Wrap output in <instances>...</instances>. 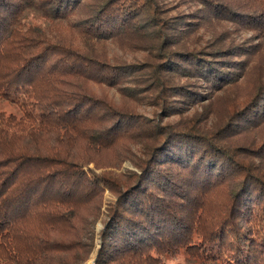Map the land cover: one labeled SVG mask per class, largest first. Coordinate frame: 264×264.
Listing matches in <instances>:
<instances>
[{
    "label": "trees",
    "instance_id": "trees-1",
    "mask_svg": "<svg viewBox=\"0 0 264 264\" xmlns=\"http://www.w3.org/2000/svg\"><path fill=\"white\" fill-rule=\"evenodd\" d=\"M0 99V264H264V0H0Z\"/></svg>",
    "mask_w": 264,
    "mask_h": 264
},
{
    "label": "rangeland",
    "instance_id": "rangeland-1",
    "mask_svg": "<svg viewBox=\"0 0 264 264\" xmlns=\"http://www.w3.org/2000/svg\"><path fill=\"white\" fill-rule=\"evenodd\" d=\"M181 9L184 10L185 12H187V9L185 6H181ZM27 15L28 16L32 15V13L28 12ZM226 26H227L229 32L232 35L236 36V38H238L237 33L234 32V30H233V26L232 25H226ZM200 34L203 37H207L206 36L207 33H203V30L200 31ZM244 36H248V34L247 33H241L239 40H240V38H242ZM111 51H112V53L117 54L118 56H121V57L126 58L128 60H140V61H142V60H144L145 54H146L145 52H142V51H128V52L123 53L116 46H111ZM109 92H110V94L114 95L115 97H118V92H116L114 89H110ZM149 102L150 101L143 100L140 104H138L137 110L147 117H153L154 116V117L161 119L163 122H166L168 120L175 121V120L179 119V114H173L170 117L163 116L162 114H165V113H163L160 110V106L153 105L152 103H149ZM193 108L194 107L190 106L188 109L184 110L183 111L184 113H182V114L183 115H187V114L191 115ZM0 109L6 110V111H11V112H17L18 111L17 107L14 104H11V103L4 101L2 99H0ZM213 121H214V119L210 118L207 122H208V124H210V123L212 124ZM89 166L92 167L93 165L90 164ZM125 168H132V165L129 161L123 162L122 169H125ZM104 196H105V198H104L105 202H109L110 200H113V198H114L107 191L105 192ZM101 227H102L101 219H98L94 224V228H95L94 230L97 232ZM98 241H99L98 238L95 237L93 251L90 252L89 258L82 264H93L94 253H95L96 247L98 246ZM167 261L168 262H172V261L179 262L180 264H214L212 262H202V261L190 259L183 254L178 255V256H174L171 259H168Z\"/></svg>",
    "mask_w": 264,
    "mask_h": 264
}]
</instances>
